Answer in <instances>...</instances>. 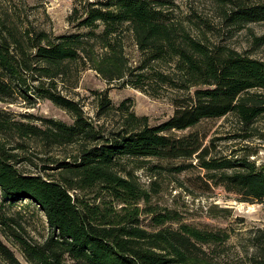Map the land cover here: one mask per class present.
<instances>
[{"label":"trees","instance_id":"obj_1","mask_svg":"<svg viewBox=\"0 0 264 264\" xmlns=\"http://www.w3.org/2000/svg\"><path fill=\"white\" fill-rule=\"evenodd\" d=\"M74 2L69 21L86 33L50 36L20 29L0 16V104L18 98L28 105L49 100L73 118L72 124L50 118H39L36 124L17 120L0 107L2 200H27L37 207L46 218L48 236L34 242L21 233L17 221L5 217H0V234L20 248L28 264H224L210 255L227 242L228 233L181 224L176 214L155 208L146 211L150 229L141 225L139 209L131 206L150 202V194L124 170V162L195 157L207 182L223 186L240 202H262L264 164L208 159L209 150L197 135L177 133L228 114L244 126L253 124L264 115V62L193 36L168 11L165 0ZM215 2L227 28L264 23V0ZM126 35L138 54L133 65L125 54ZM258 40L264 43V37ZM96 49L102 54H95ZM78 62H87L107 84L121 82L152 97L174 92L172 116L149 126L122 102L116 109L124 119L121 130L106 132L93 125L78 103L57 91V80ZM100 108H111L106 94L100 97ZM26 144L46 152L75 150L56 163V174L32 176L18 168L26 161L20 156ZM85 191L102 195L101 202L92 204L78 195ZM114 203L126 207L116 212ZM253 241L257 254L250 264H264V230ZM0 259L22 264L1 237Z\"/></svg>","mask_w":264,"mask_h":264},{"label":"rangeland","instance_id":"obj_2","mask_svg":"<svg viewBox=\"0 0 264 264\" xmlns=\"http://www.w3.org/2000/svg\"><path fill=\"white\" fill-rule=\"evenodd\" d=\"M165 1L169 2L166 6L168 11L173 17L181 19L193 36L204 37L210 45L226 46L264 62V43L258 40L264 37V23L230 29L220 20L215 0ZM74 7V0H0V16H6L8 23L20 29L45 31L50 36L86 33V29L78 28L69 21ZM195 21L200 22V28L195 27ZM203 23L204 26L201 25ZM125 39V54L129 64L133 65L138 58L136 47L129 35ZM95 54L100 55L102 52L96 49ZM83 63L70 66L68 74L57 80V91L68 100L78 103L93 125L106 132L121 130L124 119L116 109L122 102H126L136 116L145 117L149 126L165 122L172 116V99L176 97L174 92H164L158 97H152L123 86L121 82L107 84L87 62L86 65ZM102 94H106L110 100L109 111L100 108ZM0 107L17 120L25 122L39 124V118H50L67 124L73 123L71 114L49 100H34L32 105H28L18 98L14 103H3ZM189 134L197 135L202 147L208 148V159L245 158L256 166L264 164V115L253 120V124L244 126L234 114H228L221 119L201 121L194 128L177 133V136ZM26 145L25 151L20 152V156L26 161L21 162L18 168L27 175L41 177L56 174V163L68 158L75 150L71 147L46 152L39 145ZM124 170L131 173L138 185L150 194V202L142 200L131 206L139 209L141 225L146 229L151 227V215L146 214V211L153 208L160 212L170 211L177 215L181 224L211 232L228 233L227 242L217 249L216 255H210L218 260L215 261L224 264H250L256 256L253 239L258 230H264V200L254 204L240 202V197L225 191L223 186L207 182L205 172L197 166L195 157L151 158L135 163L125 161ZM78 195L92 204L100 203L103 197L86 191L79 192ZM124 207L126 206L113 204L116 212ZM0 217L17 221L22 227L21 233L34 242H43L48 236L46 218L27 200L5 202L0 192ZM168 225L178 227L177 223ZM0 237L20 263L28 264L18 246L5 240L2 234ZM0 264L7 263L0 259Z\"/></svg>","mask_w":264,"mask_h":264}]
</instances>
